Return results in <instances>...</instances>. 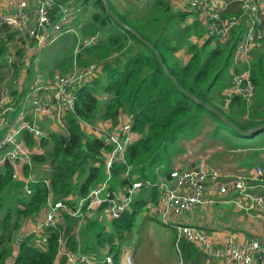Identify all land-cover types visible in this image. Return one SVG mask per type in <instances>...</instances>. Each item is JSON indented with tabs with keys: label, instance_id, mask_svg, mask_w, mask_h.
<instances>
[{
	"label": "trees",
	"instance_id": "16d2710c",
	"mask_svg": "<svg viewBox=\"0 0 264 264\" xmlns=\"http://www.w3.org/2000/svg\"><path fill=\"white\" fill-rule=\"evenodd\" d=\"M112 1L83 0L84 12L92 15L80 30L83 45L78 61L81 65L98 61L103 70L94 87L80 92L74 110L67 113L68 135L51 133L49 139L42 142L45 154L32 156L33 165L51 166L49 176L32 185L31 195L23 196L18 182L13 179V167L6 163L0 173V264H7L13 257L17 234L28 219L41 213L49 199L63 201L72 210L77 209L70 198L87 197L107 179L103 155L106 146L101 138L86 134L82 122L93 127L106 121L118 124L122 112L130 114L133 130L141 138L130 148L127 159L142 179L150 181L168 175L172 162L169 151L175 143L199 135L206 117L217 127L232 130L239 138L262 134L245 136L237 132L197 101L214 108L240 129L250 130L264 124V42L252 54V79L257 88L255 100L249 105L235 96L225 109L222 95L230 87L232 70H238L235 50L244 34L243 24L235 28L226 44L214 46L207 40L199 46L191 44L190 40L204 37L201 23L188 24L187 14L175 12L171 0H151L147 9L135 16L129 12L120 13ZM106 4L126 27L107 12ZM238 6L228 13L229 17L241 13ZM261 27L264 29V14ZM17 35V32L10 33L0 46V71L4 68L9 43ZM93 38H97L93 44L86 45ZM147 43L158 51L164 64ZM186 48L191 58L183 64L178 54ZM17 53L22 58L25 50L18 49ZM66 62L70 65L72 58ZM99 94L107 96L103 104ZM25 138L33 148L36 142L32 136L26 132ZM48 148L50 151L46 152ZM162 166L164 170H159ZM29 171L30 167L26 166V174ZM124 171V167L116 165L112 169V181L126 184L127 180H122ZM158 198L157 188H144L131 210L107 225L86 216L79 226L81 218L64 212L63 223L57 229L46 231L45 247L36 246L35 235L29 236L21 243L13 264H57L61 238L65 251L97 255L109 246L119 263L127 236L134 231L148 204ZM117 241L118 246L115 245ZM180 250L185 259L198 255L197 249L187 241L180 243ZM65 262L64 257L62 263Z\"/></svg>",
	"mask_w": 264,
	"mask_h": 264
},
{
	"label": "built area",
	"instance_id": "2783aa9c",
	"mask_svg": "<svg viewBox=\"0 0 264 264\" xmlns=\"http://www.w3.org/2000/svg\"><path fill=\"white\" fill-rule=\"evenodd\" d=\"M182 1L190 12L204 20L207 36L215 43H226L233 30L241 24L242 18L247 17L248 31L236 47L238 70L231 79L230 96H238L249 105L252 104L257 88L252 79L251 55L264 42V29L261 27L264 0ZM232 3L241 5V16L226 17ZM56 4L54 0H39L36 19L32 23L26 0L14 2L13 13L7 14L0 9V42L7 40L10 32H17L24 38L17 37L14 44L29 51L30 55L55 42L72 17L69 7ZM5 28L9 31L6 32ZM34 42L35 47H32ZM5 60L13 73V66L19 58L15 53H8ZM100 70L101 65L98 63L83 67L76 65L72 72L65 75L56 72L52 79L38 72L33 86L24 96H18L6 84L0 87V128L5 129L0 137V173L6 163L10 164L13 167V179L24 183L21 188L23 196L31 195V184L39 182L34 175L24 177L19 168L33 166V150L27 144L26 132L35 140V147H40L53 132L67 136V113L74 110L80 89L91 86ZM14 84L18 93H22L23 83L20 82L19 86L17 82ZM94 130L106 146L103 151L106 181L92 189L87 197L80 198L75 210L63 201L49 199L44 208V219L36 225V234L18 235L13 242L14 248H20L21 243L31 235H35L36 246L45 247L48 240L46 231L57 229L63 223L64 212L81 218L79 226L85 220L84 217L92 218L96 211L100 212V220H118L131 210L135 198L144 188H157L159 198L148 204L147 213L164 225L175 228L179 234L178 240L193 243L210 260L231 264H264V243L260 240L253 238L239 242L228 239L219 244L204 230L185 223L186 215L195 207H212L224 203H231L238 212L258 216L264 221V191L260 192L264 188V158L251 173H223L205 161H198L195 165L175 167L166 177L153 182L140 178L128 163V151L135 144L132 138L133 122L130 119L118 125L100 123ZM116 165L126 167L122 177L127 183L118 191L113 190L110 183L112 169ZM38 216L31 219L36 221ZM59 244L62 248L63 238L59 239ZM59 253L66 258L67 264H134L130 254L123 255L116 263L111 254L99 257L62 249Z\"/></svg>",
	"mask_w": 264,
	"mask_h": 264
},
{
	"label": "crops",
	"instance_id": "0c3cea01",
	"mask_svg": "<svg viewBox=\"0 0 264 264\" xmlns=\"http://www.w3.org/2000/svg\"><path fill=\"white\" fill-rule=\"evenodd\" d=\"M18 1H20V0H0V9L4 13H7V14L13 13L14 12L13 4H14V2H18ZM26 1L29 4L28 12H29L30 17H31V21L30 22L32 23L36 19L37 7H38V1L39 0H26ZM126 1H133V0H126ZM150 1L151 0H144V4L142 6V9L140 10V12L138 14L142 13L144 10L147 9V5L149 4ZM230 1H232V0H230ZM112 2L115 5V7H117V4L119 2H117V0H113ZM61 3L63 5H65V6L70 8L71 13H72V17H71V20L66 24V26L62 30V32H61L60 36L58 37V39L55 42H53V43L45 46L44 48H42L39 52H36V54L30 55L29 51L26 50L22 58H20V56L17 53V50L21 49V48H19L18 46H16L14 44L15 40L10 42L7 54L8 53H10V54L11 53H15L17 55V57L19 58V61L16 63L17 65L13 66V73L12 74H11V70L9 68L5 69V71L10 72L11 75L8 77L7 80H4V82L0 85V87H2L4 84H6V86L12 92H16V94L18 96H24L25 93L28 92V90H30L31 87L33 86V84L35 82V79H36V74L38 72L42 73L45 77H47L49 79H52L55 76L56 72H59V73L64 74V75L72 72L76 65L80 66V67H83V66H87V65H90V64H93V63H98V64L101 65V70L97 74L98 75L97 78L94 80V82H93V84L91 86H85L82 89H80V91L78 92V95L83 90L91 89V88L94 87V83L96 82V80H98L100 74H102V70H103L102 64L99 63L98 61H94V62H91V63L86 64V65H81L79 63V61H78V55L81 53V46L83 45L82 44V40H80V36H79L80 30H81L82 26L90 19L92 14L90 12H84L83 0H68V1L60 2L59 4H61ZM171 4H172L173 10L175 12H182L184 14H187V16H188L187 17V23L188 24H193L195 21H198L199 23H201L202 28L205 30L204 37H202L201 39H199L197 37H192L191 38V40H190L191 42L194 41V40L197 41V42H195V41L192 42L193 44H197L199 46H203L207 40H211L207 36L208 30H207V27L205 25V22H204V20L201 19V17L198 14H194V13L190 12L188 7L184 4V2L182 0H171ZM237 6L240 7L241 13L239 15H232V16H241L243 14V11H242L241 5L238 4V3H232L228 13L230 11H233L234 8H236ZM127 12H130V11H127ZM120 13H122V12H120ZM228 13L226 14V17H229ZM262 13L264 14V12H262ZM81 14H82V16H79ZM77 16H79V17H77ZM86 16H88V17H86ZM54 21H55V19H54ZM241 24H243L244 28H245L244 29V34H243V36H244L245 33L248 31L247 17L242 18ZM10 33H13V32H10ZM67 34L73 35V37L75 38V41L77 39V41H76L77 45H74V47L72 48L71 56L68 57L65 61H62L58 65L59 68L48 69L45 66V61L43 59V54L47 50L46 48L48 46H50V45L52 46V48H54L55 46H58L60 42H62L64 39H66V37L68 36ZM17 37H20V39L24 38L21 35H19V36L17 35ZM96 39L97 38H93V39L87 41L86 45L93 44V42ZM4 41H7V40H4ZM211 41H212V45H214V46L216 44H218V43L213 42V40H211ZM2 42L3 41L0 42V46H1ZM200 43H202V44H200ZM226 43H220V44H226ZM31 46L35 47V42ZM236 47H237V45H236ZM183 52L186 54V56L188 55V57H189L187 62H185L183 60L182 56H181V54ZM7 54H5V56ZM5 56H4V63H6L5 62L6 61L5 60ZM178 56L182 60L183 64H187L190 61V58H191V56L189 55L187 50L180 51ZM69 58H72V62H71L70 65H68L67 62H66ZM235 58H236V50H235ZM251 71H252V55H251ZM233 73H234V70H232V72H231V79H232ZM15 82L18 83V86H19L20 82L23 83V85L21 86L22 89H23L22 93H18V89L16 88V85L14 84ZM230 88H231V82H230V87L228 89H226L223 92V95H222L223 101L225 102V109L228 108L229 104L231 103L232 99L234 98V97L230 96V92H231ZM101 96L99 98L101 99L102 103H104L107 100V96L103 95V94ZM102 99H104V100H102ZM244 102H246V101H244ZM129 119L133 122V118H132V116L130 114H128L126 112H124V113L122 112V114L120 115L118 124L126 122ZM107 122L113 123L112 121H106V122H99V123H97V125L100 124V123H107ZM66 124H67V119H66ZM83 124H86L87 128H89L92 132L96 133L94 128L97 125L95 127H93V126H91V125H89V124H87L85 122H82L81 126H82L83 130H84V125ZM113 124L114 125H118V124H115V123H113ZM4 130L5 129L0 128V137L2 136ZM84 132H85V130H84ZM53 133H57V132H53ZM223 133H225V132H223ZM261 133L264 134V131L261 132ZM58 134H60V133H58ZM230 135L234 136V137L227 136L226 137V145L231 147L229 152H232V151H234L233 148L236 149L235 146H237L238 143H239V137H236L235 135H233L232 132H230ZM94 136H97L98 138H101L99 135H96V134H94ZM245 136H248V135H245ZM132 138L134 139V143L136 144V142H138V140L141 137H140L139 134L135 133L134 130H133ZM253 138H255V137H253ZM233 139H235V140H233ZM30 149L33 150V155H35V154H45V150L43 149L42 145L40 147H35L34 146L33 148H30ZM236 150L240 151V147L237 148ZM128 153H129V151H128ZM229 156H225L222 161L221 160L214 161V158L210 157V163H208V164L212 168L218 169V170H220L223 173H233L234 174L235 172L239 171V169H244L245 168L246 164H244L242 162H239L240 160L243 159V156H237V157L236 156H230L229 157ZM263 158H261L259 161L256 162L257 163L256 166L258 165V163H260L263 160ZM197 163L198 162H196L194 164H189V165H195ZM40 167L44 169V168L48 167V164H45V165H42V166L33 165L30 168L31 171H29L28 174H26V167L22 166V167H19V168H20V171L24 174V177H27V175H29V174L30 175H34L35 176V180L40 182L42 178L48 177L50 172H51L50 171L47 174V171H46L47 175H45V174L42 175V174H40V172H41V170L39 169ZM122 167H124L125 170H126L125 166H122ZM247 167L249 168V169H247V173H251L255 169V168L253 169L250 166H247ZM133 169H134L133 172L139 176V174L135 172L134 166H133ZM173 169L174 168L170 169L168 171V174ZM106 174H107V172H106ZM166 176L167 175H160L158 179L164 178ZM122 180H124L123 177H122ZM156 181H153V182H156ZM123 182L124 181H122V183H114L112 181V179H111L110 183H111L112 189L118 191L124 186L125 183H123ZM18 184H19L20 188H22L24 183L22 181H19ZM33 184H35V183H33ZM33 184H31V188H32ZM113 186H115V187L113 188ZM262 191H264V188L260 189V192H262ZM70 199L73 202H75L76 206H77V203L79 202V197L72 196ZM73 209L75 210L76 207L73 208ZM44 212L45 211L43 209L41 211V213L39 214V216H38V220H36V221L33 220V219H28L25 222V224L23 225V227L21 228V230L19 231L20 234L18 233L17 236L21 235V234H23L25 236H28L30 234H36V225L37 224L39 225V223H41L43 221ZM99 215H100V212L96 211L95 215L92 218L96 219V220H98L100 222H103V224L106 223V225L111 222L109 220H100L99 219ZM140 217H142V219L145 220V221L149 220L152 223H157L160 226L170 227V228H172L174 230L175 239L173 240L174 242H171V243H172V247L175 248L178 257H176L175 259H172L169 256L168 252H167V257L163 256L162 254H160L158 252V244H156L155 248L157 249V251H156V249L154 247H152L153 248L152 249L153 252L151 253V255L148 257V259L145 262H141V263L137 262V263H135L134 258H135V254H136L138 248L135 249L134 246L135 247L137 246V244L139 242V239H137V237L135 236V233H133V232L130 235L127 236V242L128 243L125 242L122 245V248H121L122 250H121V256L120 257H122L125 254H130L132 256V258H133V263L134 264H231L230 262H226V261L223 262V261H219V260H210V259H208L202 252H200L198 247L196 245H194L193 243H190L189 241L184 240V239L178 240L179 239L178 238L179 234H178L177 230H175V228H173L171 226L164 225L160 220H157V219L151 217L147 213V211H144ZM185 223L189 224L190 226L195 227L197 229L204 230L205 232H207L212 237L214 242L219 243V244H223L228 239H234V240L239 241V242H245V241H248V240L253 239V238L258 239V240H260L261 242L264 243V221L258 216L249 215V214H245V213H242V212H238L231 203H224V204H220L219 206H212V207L197 206L191 212H189L186 215ZM150 232H151L150 233L151 240L155 243L154 239L157 240L158 231L155 228L151 227ZM134 239H135V242L130 245L129 241H131V240L134 241ZM182 241H187L193 247H195L197 249V251H198V255H193L192 257L185 259L183 257L182 251L180 250V243ZM154 243H153V246H154ZM133 244H134V246H133ZM115 245L116 246L120 245L119 241H117L115 243ZM164 245L166 246V244H164ZM61 249L63 251H65L63 249V247ZM18 253H19V248H14V255H13V257L10 260H8L7 264H13L15 258L18 255ZM106 254H111V255L114 256L111 247L106 246L105 248L101 249L98 252L97 255L99 257H103ZM62 259H63V257L59 253L58 259H57V264H63L62 263ZM65 264H67V262H65Z\"/></svg>",
	"mask_w": 264,
	"mask_h": 264
},
{
	"label": "rangeland",
	"instance_id": "374dc122",
	"mask_svg": "<svg viewBox=\"0 0 264 264\" xmlns=\"http://www.w3.org/2000/svg\"><path fill=\"white\" fill-rule=\"evenodd\" d=\"M117 2L119 3L117 4L116 8L120 12L123 13L130 11L129 13H131L133 16L137 15L140 12L144 4V0H133V1L117 0ZM79 16H82V14ZM67 35L68 36L66 37V39L60 42L58 46L52 48V46L50 45L46 48L47 50L43 54V59L45 61V66L48 69L59 68L58 65L62 61H65L68 57L71 56L72 54L71 50L75 45V38L71 34H67ZM102 35H106V32H102ZM192 42L190 41L191 44H193ZM184 50H187V48ZM181 56L183 60L187 62L189 58L188 55L186 56V54L183 52ZM6 68L8 67L4 63V68L2 67L0 71V85L4 82V80H7L8 77L12 74V73L10 74V72L5 71ZM101 95L102 94H99V97ZM245 121H247V119ZM83 125H84V130L88 135H94V134L98 135V133H94L89 128H87L86 124ZM199 132H200L199 135H197L196 137L190 140L183 139L180 142L175 143V146L169 151L172 160L169 169L175 168V166L176 167L179 166V168L185 167L188 166L189 164H194L198 161H205V163H210V157L211 158L213 157L214 161H219V160L222 161L225 156L230 155L236 157L243 156V159L240 160L239 162L246 164L245 168L239 169V171L235 173H239V172L247 173V169H249L247 166H250L254 169L257 164L256 162L264 157V134H260L255 138H250V139L239 138V143L237 146H235V148L237 149L240 147V151L233 148L234 151L229 152L231 147L226 145V137L231 136L230 132H233L232 130L219 128L216 126V124L212 121L211 118L206 117L204 118L203 127L200 129ZM49 151L50 148L46 150V152ZM39 169L41 170L40 174L47 175L48 172L51 171V166L48 164V167L44 169L40 167ZM159 170H164V166H162V168L159 167ZM117 182L118 181L114 180V183ZM151 227L155 228L158 231V238L157 240L154 239L155 243L151 240V236H150ZM133 233H135V236L137 237V239H139V242L136 247L133 244L135 249L138 248L134 258L135 263L145 262L153 252L152 247L155 248L156 244H158V252L163 256L167 257V252H168L169 256L172 259L178 257L177 252L175 248L172 247V243H171L174 242L173 240L175 239V232L172 228L160 226L157 223H152L149 220L145 221L142 219V217H139ZM134 242L135 239L134 241L133 240L129 241L130 245ZM163 243L166 244V246Z\"/></svg>",
	"mask_w": 264,
	"mask_h": 264
},
{
	"label": "water",
	"instance_id": "95a60500",
	"mask_svg": "<svg viewBox=\"0 0 264 264\" xmlns=\"http://www.w3.org/2000/svg\"><path fill=\"white\" fill-rule=\"evenodd\" d=\"M54 1L56 3H60V2L68 1V0H54ZM106 10L119 24H121L122 26L126 27V25L110 10V8H109V6L107 4H106ZM133 33L135 35H137L136 32L133 31ZM148 46L153 49V51L155 52L156 56L159 58L161 63L164 64L162 59H161V57H160V55H159V53H158V51L151 44H148ZM165 71L168 72V70L166 68H165ZM175 83L180 89H182L180 87V85L178 84V82L175 81ZM197 102L199 104H201L202 106L206 107L207 109H209L210 111H213L214 113L218 114L226 124H228L233 129H235L237 132H239V133H241L243 135H250V134H255V133L257 134V133H261V132L264 131V124H261V125L255 127V128L250 129V130H242V129L238 128L236 125L232 124V122L230 120H228L223 114L219 113L214 108L210 107L209 105H207V104H205V103H203V102H201L199 100Z\"/></svg>",
	"mask_w": 264,
	"mask_h": 264
}]
</instances>
